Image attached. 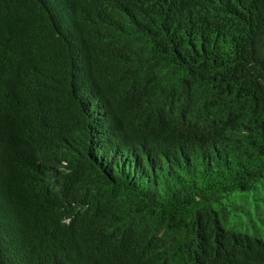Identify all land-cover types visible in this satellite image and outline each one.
Masks as SVG:
<instances>
[{
	"label": "trees",
	"instance_id": "16d2710c",
	"mask_svg": "<svg viewBox=\"0 0 264 264\" xmlns=\"http://www.w3.org/2000/svg\"><path fill=\"white\" fill-rule=\"evenodd\" d=\"M0 264H264V0H0Z\"/></svg>",
	"mask_w": 264,
	"mask_h": 264
}]
</instances>
